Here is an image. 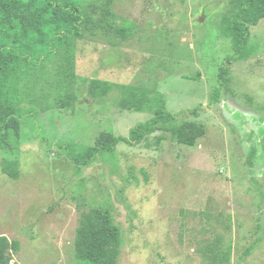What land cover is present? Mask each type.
<instances>
[{
  "label": "rangeland",
  "instance_id": "rangeland-1",
  "mask_svg": "<svg viewBox=\"0 0 264 264\" xmlns=\"http://www.w3.org/2000/svg\"><path fill=\"white\" fill-rule=\"evenodd\" d=\"M82 1L83 37L21 75L19 141L0 148V235L20 245L12 263L92 264L76 256V230L83 211L101 209L121 232L117 264H264V20L211 103L233 53L222 19L240 0ZM159 109L184 111L174 125L205 135L187 146L159 124L82 168L61 147L128 137ZM4 160L18 162V178Z\"/></svg>",
  "mask_w": 264,
  "mask_h": 264
},
{
  "label": "trees",
  "instance_id": "trees-1",
  "mask_svg": "<svg viewBox=\"0 0 264 264\" xmlns=\"http://www.w3.org/2000/svg\"><path fill=\"white\" fill-rule=\"evenodd\" d=\"M108 15L109 10L104 9ZM264 20V0H240L233 14L222 19V32L232 40L233 53L226 57L219 74L211 103L220 100L221 88L226 85L230 69L227 63L242 61L253 54L248 44L252 26ZM87 18L82 0H0V148L12 149L18 144L21 123L26 111L19 105L18 85L22 74L38 69L45 61L53 59L58 48L84 35ZM114 33L123 38L128 28L114 27ZM101 94L111 86L96 82ZM128 110H142L143 105L124 102ZM200 107L190 110L198 116ZM163 109L145 122L137 124L128 137L102 132L94 146L78 150L75 144L61 147L77 168L89 166L98 157L114 153L119 143L132 146L152 134L159 124L173 125V138L179 143L193 146L203 137L206 129L196 122L174 125L179 115ZM2 169L12 178H18V162L4 160ZM121 247V232L110 215L101 209L83 211L76 230L75 251L77 258L92 264H117ZM20 245L0 235V264L12 263V253Z\"/></svg>",
  "mask_w": 264,
  "mask_h": 264
}]
</instances>
